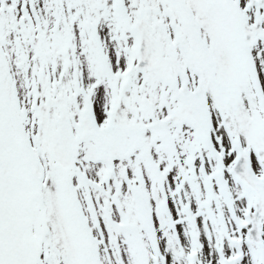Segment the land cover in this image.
<instances>
[{"label": "snow or ice", "instance_id": "snow-or-ice-1", "mask_svg": "<svg viewBox=\"0 0 264 264\" xmlns=\"http://www.w3.org/2000/svg\"><path fill=\"white\" fill-rule=\"evenodd\" d=\"M0 264H264V0H0Z\"/></svg>", "mask_w": 264, "mask_h": 264}]
</instances>
